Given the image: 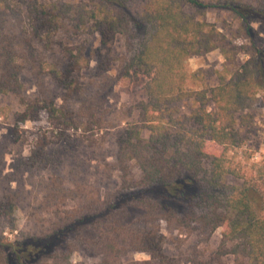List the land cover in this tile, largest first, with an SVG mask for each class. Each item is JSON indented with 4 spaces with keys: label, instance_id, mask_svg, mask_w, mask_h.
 Returning <instances> with one entry per match:
<instances>
[{
    "label": "trees",
    "instance_id": "16d2710c",
    "mask_svg": "<svg viewBox=\"0 0 264 264\" xmlns=\"http://www.w3.org/2000/svg\"><path fill=\"white\" fill-rule=\"evenodd\" d=\"M207 9L227 11L238 22L234 34L207 22ZM256 26H264V0H0V98L18 99V124L44 113L59 135L115 129L108 165L119 175L116 192L101 196L80 173L61 175L45 154L49 141L38 140L18 162L30 185L28 229L17 227L19 193L0 194V264H75L81 251L98 264H264V164L245 179L233 153L255 136L264 111ZM83 34L99 36L94 80H101L93 84L81 81L91 63L85 46L67 42ZM239 37L249 39L241 64ZM119 42L113 73L104 76ZM215 50L224 59L219 83L197 85L201 71H190L188 60ZM25 71L49 77L59 105L27 96ZM137 75L146 78L144 99L108 109L116 83ZM167 244L175 257L163 251ZM132 253L149 258L126 261Z\"/></svg>",
    "mask_w": 264,
    "mask_h": 264
},
{
    "label": "rangeland",
    "instance_id": "374dc122",
    "mask_svg": "<svg viewBox=\"0 0 264 264\" xmlns=\"http://www.w3.org/2000/svg\"><path fill=\"white\" fill-rule=\"evenodd\" d=\"M142 1H137L135 7L142 6ZM203 18L213 24L220 31L229 36L234 34L238 22L224 10L207 9ZM253 42L264 49V26H256ZM70 44H83L85 55L90 59V68L84 73L82 83H97L101 77L94 80V76L100 72L97 67L96 56L93 51L99 45L97 34H83L67 41ZM236 44L242 46L237 56V62L243 63L247 59V47L249 39L239 37ZM120 42L109 54V59L105 61L101 73L111 74L110 66L116 62L112 59L120 52ZM58 56V55H57ZM224 59L218 50L212 51L204 56L195 57L188 60L187 67L190 71H201V78L198 81L212 87L219 83L218 72L223 69ZM107 73V74H106ZM24 92L31 98H47L56 105L60 103V89L47 76L36 77L30 71H25L21 77ZM146 81L141 75L124 79L116 83L109 95L106 97V107L111 110H119L127 107L139 100L144 99L142 91ZM196 85V86H197ZM92 90V85L88 86ZM23 107L18 103V99L13 96L0 98V194L2 192L17 191L21 202L15 211L17 227L28 229L29 225L25 220V211L30 195V185L28 182V172L26 168L19 167V159L29 156L32 146L38 140H47L49 145L45 149L47 156L54 157L59 163V173L70 178L73 173H80L89 183L95 186L101 196L107 193H114L118 188L119 175L109 168L116 155V142L118 131L115 129H102L91 131L69 130L64 135L57 134L47 119L46 114H41L40 118L34 122L18 124L16 114L22 112ZM255 118L257 133L241 149L235 153V163L245 179L254 176L253 165L264 164V111ZM229 155H232L230 153ZM231 184L238 181L229 178ZM131 217H136L140 211H132ZM264 216V213H263ZM167 235L166 231H162ZM221 229H218L211 240V247L219 243ZM8 237L11 235L5 233ZM163 251L170 257H175L177 252L173 245L167 244ZM144 253H132L126 257V261H141L148 259ZM100 258L86 251L78 252L73 257L75 264H98ZM227 264L232 263V259L225 260Z\"/></svg>",
    "mask_w": 264,
    "mask_h": 264
}]
</instances>
